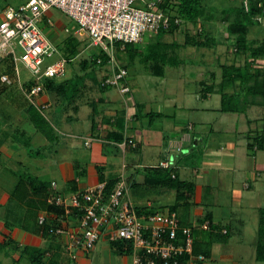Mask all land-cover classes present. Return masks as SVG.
<instances>
[{
	"label": "crops",
	"instance_id": "0c3cea01",
	"mask_svg": "<svg viewBox=\"0 0 264 264\" xmlns=\"http://www.w3.org/2000/svg\"><path fill=\"white\" fill-rule=\"evenodd\" d=\"M45 33L48 35L49 32ZM0 71V77L7 75L12 82L6 84L0 79V246L6 248L3 252L5 258L12 256L14 261L26 258L29 264H71L72 261L64 250V237L49 238L35 233L37 216L39 213L45 212V199L48 192L53 190L55 193L67 195L82 192L99 183L106 184L107 180L118 178L120 174L117 172L121 173L123 168H126L123 162L121 167L117 168L116 160L113 159L116 158V155H121L122 158L128 150L139 151L144 145H149V147L160 149L159 152L162 148L165 158L166 152L171 153L172 156L169 154V157H173L178 179H180V168H187L183 171L186 176L190 177V180L187 178V180H182L194 185L191 203L181 206L190 208L189 211L182 213V217L177 213V210L174 212H176L181 225L193 228L194 246L196 245L198 254L204 255L201 252L209 251L208 256L204 255L206 260L196 264H244V254L240 250L245 248V243L242 240L238 242L237 239L232 243L229 239L230 243H227L228 241L223 242L225 240L222 239L226 236L223 230L229 233L230 229L228 230V228H230L232 220L237 218V222L241 224V215H235V217L231 214V216L226 215L223 211L225 207H222L221 197L228 195L226 198L231 201V204L241 210L244 199L249 201L247 207H253L255 205L253 193H261V188H264V179L260 174V171L264 170V165L245 166L241 151L238 153L236 150V141V143L231 140L214 142L211 137L215 130L214 124H210L209 129H204L202 123L199 126L192 121L179 124L176 121L177 115L174 112L165 113L163 106L153 111L133 98H124V101H118L119 98L112 97L109 90L102 91L96 85L90 86L89 83L86 85L84 81L82 82L83 90H81L82 93H79L78 99L76 97L60 104L64 109V114L58 117L52 110V100L59 99L54 94L43 92L35 99V105L29 102L26 96V83L14 77L10 57L0 56ZM9 72L13 73L14 78L9 76ZM86 90L89 92L88 95H86ZM130 92L131 89L128 94ZM128 94L121 96H128ZM210 97L203 102L208 101ZM197 98L199 99L198 94ZM29 106H34L46 121L49 118L45 117L43 110H50L48 115L55 122L53 123L50 119L47 121L50 126L49 139L45 137L43 140L37 137L40 132L28 119L27 109ZM174 107L176 109L175 105ZM219 107L214 111L218 112ZM190 109L209 110L207 107ZM150 112L159 113L162 116L153 117L150 120L146 117V114ZM219 116L221 121L229 119L226 113L221 112ZM81 117L85 121H81ZM166 119L172 120L173 124L170 128L172 130H169L170 125L165 123ZM65 122H70L71 126L68 127L64 139H60L57 134L60 129L57 126L64 127ZM188 124L193 126L192 130L188 129ZM69 129L71 131L78 129L77 132L81 134L76 135ZM60 134L63 135L62 132ZM118 136L133 140L137 147L133 149L128 145L125 149L122 148L115 140ZM188 136H190V140L183 143L181 151L174 154L168 148L169 141L180 140ZM73 137L83 139V149L89 151L87 156L83 154L81 157L79 156V159L73 158V151L76 147L73 141L69 140ZM89 139L91 145L85 146V142ZM163 152L159 153L161 160L164 156ZM178 153L183 156L178 158ZM197 155L200 156L198 166L195 164ZM248 156L250 153L247 151L246 157ZM185 160L187 161L185 162ZM190 164L192 167H189ZM145 168H156V165L152 163ZM189 168L193 173L189 171ZM226 173H229L231 178L228 183H226L227 178L224 179L229 177L226 176ZM243 174H245V178L239 182V176L244 177ZM159 177L161 178L159 173L151 172L149 177L144 176L139 180L136 178L130 183V189L136 190V193L132 194V199L129 195V199L136 211L141 214L168 212L175 203L174 190L162 187ZM27 178H34L41 184L45 183L46 187L40 184L33 192ZM52 183L55 184L54 187H52ZM216 189L220 191L218 194ZM170 192L174 193L173 201L162 204L158 207L159 211L153 210V203L161 201L162 197ZM214 197L217 201L214 200ZM13 204H15L14 207ZM23 207L24 211L20 214ZM259 208L261 207L253 208V210L257 212ZM11 209L16 216L20 214V218L25 220H22L21 225L11 224L8 221L9 213L5 212ZM28 210L31 213H36V216L33 215L30 218L31 214L26 213ZM204 220L211 222L212 233L199 228V224ZM216 223H220L222 226ZM112 243L114 242H110L108 234L105 233L91 251L80 253L78 263L132 264L131 256L115 252ZM215 245L217 247L222 245L221 249L226 247L227 253L219 256L220 251L217 253L219 248L215 249Z\"/></svg>",
	"mask_w": 264,
	"mask_h": 264
},
{
	"label": "built area",
	"instance_id": "2783aa9c",
	"mask_svg": "<svg viewBox=\"0 0 264 264\" xmlns=\"http://www.w3.org/2000/svg\"><path fill=\"white\" fill-rule=\"evenodd\" d=\"M138 1L145 7H139ZM161 1L28 0L18 7L2 6L0 56L11 58L17 75L18 62L29 71L33 83L26 96L35 105L44 79H64L69 64L45 33L46 26H54L53 19L46 12L56 9L75 21L79 32H85L91 38L92 45L107 54L100 86L125 95L129 92L126 85L128 71L115 59L113 44H140L146 34L155 36L161 30L168 29L172 23L181 26V19L159 9ZM96 63L101 65L102 59L97 58ZM0 79L6 84L12 83L7 75H2ZM192 128L188 124V129ZM189 140L190 136L171 140L168 148L176 154L181 151L183 143ZM90 145L89 139L85 146ZM128 145L134 149L137 144L131 139L120 143L124 149ZM169 154L167 152L166 158L160 162V168L174 166L173 157L170 158ZM51 185L55 186L54 183ZM104 189L105 184L99 183L82 192L58 194L54 199L49 198L47 203L61 208L62 212L50 215L41 212L38 215L39 224L48 218L57 223V227L50 232L65 238L64 250L71 264H79L80 253L91 251L105 233L110 242L123 244L122 249L129 251L132 264H196L206 260L204 255L194 252L193 228L181 225L176 212L139 214L136 211L129 199V185L123 175L118 177L116 186L106 198ZM199 228L208 231L211 222L204 220Z\"/></svg>",
	"mask_w": 264,
	"mask_h": 264
},
{
	"label": "rangeland",
	"instance_id": "374dc122",
	"mask_svg": "<svg viewBox=\"0 0 264 264\" xmlns=\"http://www.w3.org/2000/svg\"><path fill=\"white\" fill-rule=\"evenodd\" d=\"M28 0H0V7L2 6H15L18 7L23 5ZM144 1H151V0H144ZM242 0H204V5H206L209 11H212L214 15L219 17L221 15L220 11L222 9H226L227 7H231L234 5H239ZM139 7L144 8L141 1H138ZM48 17H51L54 21L53 27L45 28V32L48 31V36L52 41L55 43H60V47H64V41H69L72 37L75 39L76 42H72V44L76 45V53L73 55L70 54L69 64L67 67L66 76L64 79L74 78L76 75H82L84 77V82L89 83V85L95 86L96 78L99 80L101 76V72L98 70V65L92 64L90 58L95 57V55L99 54L100 50L103 49L99 47H95L91 43V38L85 32H79L78 25L75 21L67 17L65 14L60 12L56 9H50L46 12ZM59 24V26H58ZM47 27V26H46ZM44 28V27H43ZM51 28V30H50ZM202 32L205 36H210L215 39V45L213 48H194V47H184L177 50V54L179 59L181 60V64L178 67H166L165 76H157L151 74L149 70V64L145 63L142 58L137 57L134 60V63L128 67V78L126 80L128 86L131 89L130 94L128 96H121L117 90L111 89L109 90L112 97H116L118 101H124V98L134 99L135 101L142 103L146 106L149 110L156 111L158 108L163 106V110L165 113L174 112L177 115V123L183 124L187 123V121L195 122L197 125L201 126L200 124H204V129H209L210 124H214V134L211 135L213 137V141L219 143L220 141L231 140L233 142H237L236 147L237 151H241L242 154V161L246 165H264V151L257 152L256 157L250 154V156L246 157L247 155V137L246 132L248 130H258L261 131L264 129V108L253 106L248 107L245 113L242 114H235L233 113H226L229 116L227 121H221L220 114L221 112H215V108L219 107L220 105V96L218 94H212L210 99L206 102L199 100L197 98L196 90L198 91L199 86L197 85L198 81L202 80H210V74L214 73L217 76V82H219L220 78V68L219 65L221 64H230L235 62L237 65H242L244 58L243 57H236L235 55V48L233 46V37H228L225 31V25L221 23L219 20L205 22L204 20H199L197 23H182L180 26V31L175 34H166L163 35L161 38H157L153 35L146 34L143 37V41L136 46L137 49H140L143 53H147L148 45L154 43L158 39L162 40L163 42L172 43L177 42L182 44L184 42V36L186 33L190 35H195V33ZM248 39L259 42L264 40V19L260 20L259 25L253 26L250 28L248 33ZM62 40V41H61ZM114 49L112 48V51ZM115 53V51L113 52ZM116 56V53H115ZM118 59L122 64H126L128 59L124 53H118ZM86 60L88 63L85 69H81V62ZM12 63V71L14 73V77L17 79L19 78L23 83H30L32 81L31 74L29 71L22 65L21 62L17 63L18 68V75L14 71V63L10 58ZM119 62V63H120ZM259 63L264 66V59L259 60ZM121 64V65H122ZM95 72V77L90 76L92 72ZM1 72V71H0ZM9 72V76L13 77V73ZM17 76V77H16ZM20 76V77H18ZM63 79H59L56 81H61ZM77 89H80V93H82V82H79ZM48 91H45L47 93ZM88 90H86V95H88ZM50 94V92H49ZM80 95L76 99L79 98ZM57 97V96H56ZM59 100V101H58ZM53 99L52 100V110L56 112L57 116L60 117L64 114L61 103H65L66 100L60 99ZM176 106V109L174 107ZM184 106V108H182ZM197 106V107H196ZM209 108L207 111H202L199 109H190V108ZM50 110H43L45 117L49 118L54 123L55 121L50 118L48 115ZM48 119V120H49ZM251 119L254 120L253 124H248L247 120ZM47 120V121H48ZM81 121H85L83 117L80 119ZM166 119L165 123L170 125L173 124L172 120ZM64 127L57 126L60 129L58 136L60 139H64V135H66V131L68 127L70 128V122H65ZM32 127V125H31ZM70 130V129H69ZM78 129L74 131L76 135L81 133L77 132ZM62 132L63 135L60 133ZM172 132V131H169ZM78 133V134H77ZM222 133V134H221ZM38 134V133H37ZM40 134V135H39ZM37 137L42 138L45 140V135L39 133ZM167 134H169L167 132ZM170 136V135H169ZM173 136V135H171ZM38 138V139H39ZM47 138V137H46ZM66 140H68L66 138ZM69 140L73 141L74 146L76 147L73 151V158H80L83 154L87 156L89 151L83 149V139L77 138H70ZM235 142V143H236ZM44 145H47L44 143ZM160 149L156 147H149V145H144L141 150L139 151H127L121 158V155H116L117 168L119 169L123 164L126 165V168H123V171L117 173L125 178V180L129 183V195L131 199L133 195L136 193V190L130 189V183L134 180H139L142 177H149V174L155 171L153 169H146L148 165L155 163L156 167H159V161L161 158L159 157V153L163 152L162 148ZM162 154V153H161ZM164 156L161 161L165 159V152H163ZM167 155V152H166ZM179 155V153L177 154ZM80 156V157H79ZM183 155H179L178 158L182 157ZM142 157V159H141ZM177 158V159H178ZM202 159V158H201ZM187 160H185L186 162ZM195 164L197 166L200 164V156H196ZM183 165V164H182ZM136 166V167H134ZM189 167H192L191 164ZM116 168V167H115ZM116 168V169H117ZM187 168L181 167L180 168V179L190 180L189 176L184 174L183 170ZM202 171V169H200ZM189 171L192 169L189 168ZM226 176H229V173H226ZM261 178L264 179V170L260 171ZM119 175V176H120ZM243 176H239V182L245 178V174ZM161 176H165L161 174ZM232 177V176H231ZM187 178V179H186ZM193 178V177H192ZM227 178V182H230V176L225 177ZM223 179V177H222ZM216 193L218 194L220 191L216 189ZM215 193V196H216ZM133 194V195H132ZM254 197V206L250 207L247 205L249 201L247 199L243 200V208L238 209L234 205L231 204V201L226 198L228 195H223L221 197V201H223L222 207H225L223 210L226 215H241L240 219L241 224L237 222V218L230 222L229 234L227 236L222 237L223 242L234 241H243L245 244V248H242L240 252L244 254V264H260L254 260L255 255V244L252 243L256 242V233H257V224H258V211H254L253 208L261 207L264 208V188H261V193H253ZM149 195V194H148ZM174 193L170 192V194H165L162 197L161 201L153 203L152 207L153 210L159 211L158 207L162 204H168L170 201H173ZM216 200V197H214ZM213 200V201H214ZM217 201V200H216ZM15 204H13L14 207ZM26 205V204H25ZM24 206V205H23ZM246 206V207H245ZM190 209V208H189ZM188 208H178L177 213L182 217V213H187L189 211ZM166 210V209H164ZM163 210V211H164ZM23 210L20 212L23 213ZM5 213H9L8 221L12 224L21 225L24 219L20 218V214L17 216L14 214L13 209L7 211ZM31 218V216H36V213H31V211H27ZM230 215V216H231ZM23 218V217H22ZM23 220V221H22ZM219 226H222L220 223H216ZM227 226V225H223ZM227 243H230V242ZM251 243V245H250ZM220 246H214L217 250L219 256L224 255L227 253L228 249L226 247L222 248ZM5 246H0V264H29L26 258L19 259L18 261H14L13 257L5 258L3 252H5ZM12 254V253H11ZM14 254V252H13ZM47 258V257H46ZM49 259V258H47ZM131 261V259H130Z\"/></svg>",
	"mask_w": 264,
	"mask_h": 264
},
{
	"label": "trees",
	"instance_id": "16d2710c",
	"mask_svg": "<svg viewBox=\"0 0 264 264\" xmlns=\"http://www.w3.org/2000/svg\"><path fill=\"white\" fill-rule=\"evenodd\" d=\"M158 7L167 15L181 19L183 23L194 24L199 20H204L205 22L219 20L225 25V31L228 37L234 38L233 46L235 48L236 57L244 58L242 65H237L235 62L219 65V82H217V76L214 73L210 74V80L199 81L197 94L200 100L205 101L212 94H218L220 96V107L218 111L222 113L242 114L251 106L264 108V66L259 63V60L264 59V40L255 42L248 39L250 28L259 25L260 20L264 19V0H242L239 5L222 9L219 17L207 9L206 5H204V0H162ZM179 31L180 26L172 23L168 29L161 30L155 35V37L161 38L163 35L175 34ZM64 42V47H60V43L55 44L62 56L69 61V55L76 53L77 44H72V42H76L73 37L69 41ZM215 42L216 41L213 37L205 36L202 32L195 33V35L186 33L182 44L177 42L167 43L158 39L154 43L148 45L147 53H143L140 49L136 48L138 44H122L116 42L113 44V52L115 51V59L118 62H120L118 59V53H124L127 56L128 61L126 64L119 63L120 65L122 64L121 66L127 69V71L128 67L134 63V60L137 57H139L142 58L145 63L149 64L151 74L163 76L166 67H178L181 64V60L177 54L178 49L184 47L213 48L216 46ZM97 58L102 59L101 65H98V70L102 72L104 65L108 60V56L105 51L100 50L99 54L90 58L92 64L97 65ZM87 64L86 60L82 61L81 69H85ZM94 74L95 72L93 71L90 76H93ZM101 79V76L99 80L96 78L95 85L102 91L109 90L100 86ZM83 81L84 77L82 75H76L74 78L63 79L61 81H56V79H44L41 93L48 91L58 98H62V100L70 101L73 98L78 97L80 89H77V86L79 82ZM32 83L33 82L31 81L25 85L27 93L30 91ZM126 85L128 86L127 82ZM27 114L28 119L34 125L35 129L49 139L50 126L41 113L35 109L34 106H29ZM161 116V114L153 112L146 114V117L150 120H152L153 117L158 118ZM253 122V120L247 121L249 125ZM246 137V148L248 153L255 155L257 152L264 151V129L261 131L249 130ZM115 140L120 144L124 140L128 141V138L123 139L122 136H118ZM151 169L156 173H159L160 176L161 174H164L165 176H161V178L159 177L162 187L174 190L175 192V203L170 207V211H176L179 207L191 203L190 200H192L193 197L194 185L193 183L178 179L175 166L169 169H163L160 167ZM27 180L29 181V185L33 192L36 190V187L41 184L34 178H27ZM117 182V177L106 181L104 189L105 198L113 191ZM42 185L46 187L45 183H42L41 186ZM56 195H58V193L51 190L48 192L45 199L46 208L44 211L49 215L60 214L62 212L61 208L47 203L49 198L54 199ZM137 212L141 214V212ZM55 227H57V223L50 218L44 223L39 224L37 216V230L35 233H39L49 238H56L58 236H55L50 232V230H54ZM212 231L211 225L210 230L207 232L212 233ZM228 234V231H226L225 235L227 236ZM256 235L254 258L257 263L264 264V208L258 209ZM122 246L123 244L121 242L112 243V247L118 254H129V251H124ZM195 246L194 250L198 253ZM201 253L208 256L209 251L205 250Z\"/></svg>",
	"mask_w": 264,
	"mask_h": 264
}]
</instances>
